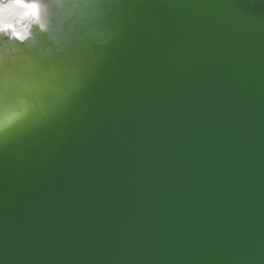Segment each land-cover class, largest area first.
<instances>
[{
    "label": "water",
    "instance_id": "water-1",
    "mask_svg": "<svg viewBox=\"0 0 264 264\" xmlns=\"http://www.w3.org/2000/svg\"><path fill=\"white\" fill-rule=\"evenodd\" d=\"M56 2L69 46L0 35L46 63L0 129V264H264V0Z\"/></svg>",
    "mask_w": 264,
    "mask_h": 264
},
{
    "label": "snow or ice",
    "instance_id": "snow-or-ice-1",
    "mask_svg": "<svg viewBox=\"0 0 264 264\" xmlns=\"http://www.w3.org/2000/svg\"><path fill=\"white\" fill-rule=\"evenodd\" d=\"M23 6L33 9L35 22L40 31L47 33V40L54 46L64 44L69 46L73 40L68 33L64 32L60 19L50 18L49 23L41 22L42 6L40 0H14ZM55 7L78 9L81 7H92L103 13L104 0H67L66 3L56 2ZM0 30L5 33L11 32L12 36L23 40V37L15 31L13 25L3 24L0 21ZM28 62V67L20 65V69L7 66L0 67V129L4 126L19 121L27 112L30 97L39 86L40 80L45 75L46 63L42 59L31 56L22 57ZM11 113V114H9Z\"/></svg>",
    "mask_w": 264,
    "mask_h": 264
},
{
    "label": "bare ground",
    "instance_id": "bare-ground-1",
    "mask_svg": "<svg viewBox=\"0 0 264 264\" xmlns=\"http://www.w3.org/2000/svg\"><path fill=\"white\" fill-rule=\"evenodd\" d=\"M33 18V9L30 6L17 4L14 0H0V21L3 24L13 25L19 36L26 34V30L22 28L21 24L27 20V25H30L29 21ZM7 33L12 35L11 32ZM0 35L5 36L6 33L0 30Z\"/></svg>",
    "mask_w": 264,
    "mask_h": 264
}]
</instances>
